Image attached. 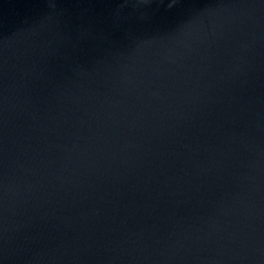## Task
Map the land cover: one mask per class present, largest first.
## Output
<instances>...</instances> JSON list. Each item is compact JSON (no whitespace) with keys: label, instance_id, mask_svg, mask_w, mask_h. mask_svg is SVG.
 I'll return each mask as SVG.
<instances>
[{"label":"water","instance_id":"water-1","mask_svg":"<svg viewBox=\"0 0 264 264\" xmlns=\"http://www.w3.org/2000/svg\"><path fill=\"white\" fill-rule=\"evenodd\" d=\"M0 264H264V0H0Z\"/></svg>","mask_w":264,"mask_h":264}]
</instances>
